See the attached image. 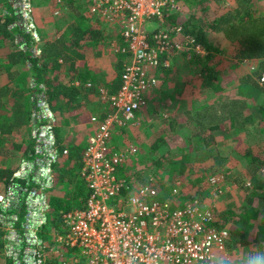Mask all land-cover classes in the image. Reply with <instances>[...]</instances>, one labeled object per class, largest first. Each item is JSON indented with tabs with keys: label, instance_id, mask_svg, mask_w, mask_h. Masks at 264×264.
<instances>
[{
	"label": "built area",
	"instance_id": "obj_1",
	"mask_svg": "<svg viewBox=\"0 0 264 264\" xmlns=\"http://www.w3.org/2000/svg\"><path fill=\"white\" fill-rule=\"evenodd\" d=\"M83 1L89 14L118 28L125 44L122 53H129L119 91L109 95L99 89L109 112L101 119L91 118L94 132L86 140L80 171L90 191L86 209L63 216L66 232L51 239L60 248L48 244L42 233L50 221L48 190L54 185L55 167L67 157L68 149L57 145L55 114L50 111L46 88L33 83L32 144L0 188L2 264H222L214 255L228 256L230 229L218 223L214 206H202L197 200L181 203V196H175L180 182L170 184V197L162 199L155 174L127 184L117 171L137 157L136 149L111 144L118 128L133 122L146 104L143 94L157 85L158 69L170 68L174 57L182 53L204 54L180 25L169 24L172 15L183 14L180 0ZM8 2L15 19L8 29L19 28L23 34L15 36L17 48L38 60L41 45L30 0ZM218 181L210 180L214 197L220 193ZM32 184L36 187L26 194L25 186ZM261 253L264 242L248 258H259Z\"/></svg>",
	"mask_w": 264,
	"mask_h": 264
},
{
	"label": "trees",
	"instance_id": "obj_2",
	"mask_svg": "<svg viewBox=\"0 0 264 264\" xmlns=\"http://www.w3.org/2000/svg\"><path fill=\"white\" fill-rule=\"evenodd\" d=\"M204 1L207 2L206 5L202 0H182L183 11L187 16L185 21L180 23L176 15H172L169 19L171 26L180 25L185 36L192 38L204 51V55L191 52L190 59L198 62L201 85L198 90H190L189 93H185L184 104L194 99L185 113L186 116L176 112L174 116L168 118L165 123L167 130L156 134L152 144L153 153L159 157L158 149L162 145H171L181 133L180 143L171 145L179 151L178 156L176 155L177 162L172 164L174 170L170 174L175 178V181H179V178L183 181L193 178V162L195 160L192 157L199 150H203L213 143L211 135L213 131L236 132L238 133L236 140L241 143L243 141L241 134L244 135V131L252 126L255 128L258 126V122L264 121V102L258 104L256 100V96H264V82H260L264 75V0H229L228 6L224 10L218 7L215 2ZM5 14V20L2 19L3 22L0 20V42H11L15 36L23 34L19 28L8 29L15 20L12 15V5L8 0L5 4ZM77 20L68 25L58 39L42 43L40 61L35 58L31 59V53L22 52L17 47L11 50L13 49L12 45L8 48L11 51L7 50L5 55L0 57V75L5 74L8 82L15 86L13 90L0 89V111L8 110V105L18 97L24 96L28 98L26 100H29L28 91L31 88L27 83H29V79H32L33 83L46 88L47 102L54 112L57 110L66 114L71 113L75 118L77 117L78 122L86 123L89 126L93 116L100 119L105 117L110 110L106 103L100 104L101 108H106L100 114H97L100 110L83 112L85 110L80 106L79 99L81 95H84L82 91L86 89L87 83L90 84V87L94 84L95 91L103 88L107 94L115 95L122 85V72L129 53H120L116 56L110 76L105 79V82H101L99 74L88 67L90 57L86 54V47L90 44L99 45L103 35L97 31L96 18L93 16H82ZM211 34L218 37L215 38L213 45L208 43V35ZM26 36L27 42H31V37L28 34ZM222 37L228 42L227 44L224 41L225 47L232 48V54L238 57L239 62L254 59L256 66L252 69L249 68L247 72L233 70L229 72V75L224 76L225 78H221L216 60L219 58L218 55L222 54L220 52ZM81 42L86 44L80 45ZM122 46L125 47V44ZM28 58L31 59L32 66L29 72L26 70ZM158 71V76L165 79L169 77L171 69H158L156 73ZM20 85H27L25 91ZM182 89L181 86H177L175 91L179 93ZM242 89L244 90L243 94ZM34 93L35 91H33ZM3 96L7 97L5 102L2 101ZM204 100L208 102H204ZM30 103L32 106L30 111L21 106L12 111L13 120L10 124L13 128L31 127L32 114L36 105L34 100ZM254 112H258V114L254 116ZM258 117L259 120H257ZM5 123L2 124L3 127ZM57 123L58 117L55 116V124L57 125ZM262 126L264 129V123ZM54 129L58 147L68 149V155L62 162V169L57 171V177L54 178L52 188L54 195L49 199L50 215H52L49 223L59 229L64 226L63 216L65 214L74 210L86 209L90 191L79 176L81 157L85 146L82 147L74 143L65 144L58 135V126ZM180 145L183 146L182 148L189 146V152L187 154L181 152ZM252 153L249 150L244 153L247 179L241 177L238 181L239 188L246 193L248 208L242 212L228 211L224 216H220V221H218L222 226H227L229 223L231 233L236 231L240 242H244L243 244H246L247 235H255L252 234V231L260 233V238L264 239V176H261L263 180L257 182V177L258 175L260 177L262 170L264 173V157ZM160 157L159 159H161ZM155 164L157 168L163 167L158 162H154ZM126 165L119 168L118 175L127 184L140 180L138 175L132 178L125 174L124 167ZM13 170L14 168L0 167V188L8 181ZM202 181H204L203 178H196L195 186L197 183L200 186ZM167 183L159 182L156 185L162 199L170 197V188L167 187ZM199 193L200 190H197L195 196L187 198L181 196L183 199L181 203L189 200H197L201 203ZM254 200L256 203L260 202L261 210L255 205L249 206ZM239 217L244 222L241 231L234 226ZM218 218L217 220H219ZM258 226L260 227L258 228Z\"/></svg>",
	"mask_w": 264,
	"mask_h": 264
},
{
	"label": "rangeland",
	"instance_id": "obj_3",
	"mask_svg": "<svg viewBox=\"0 0 264 264\" xmlns=\"http://www.w3.org/2000/svg\"><path fill=\"white\" fill-rule=\"evenodd\" d=\"M202 1L205 2L204 5L207 4L206 1ZM207 1L215 2L218 7H220L221 9L223 8L222 10H224L229 3V0ZM6 2L7 0H0V20L2 22V19L5 20L6 17ZM180 2H182V0H180ZM30 11L31 17L34 20L35 30L40 38V43H38L39 45H42V43H45V41H47L51 37H56L57 35L59 36L62 30H65L67 26L74 21H78L77 19L82 16L90 15L96 18L95 27L97 31L103 35V37L101 38L102 40L97 47L92 45L94 47L92 49L93 54L90 57L88 63L95 64L96 68L104 72V75L111 74L115 58L116 56H118V54L122 53V49L124 48L122 44L124 43L121 40V37L118 34V28L115 25L108 23L106 20L98 18L96 15L89 14L88 6L85 1L30 0ZM184 13L185 12L183 11V15L176 14V17L181 22L185 21V19L187 18ZM25 37L27 38L26 35ZM215 38L217 39L218 37L213 36V34L208 35V43L213 45V42L216 40ZM15 39L16 38L14 37L11 42H0V57L2 55H5L6 51L9 47H11V45L13 48L11 50L16 49L17 45L15 43ZM224 41L226 40L223 38L220 50L222 54L220 56L218 55L219 58L218 60H216L221 78L229 75V72L233 70H237V72H247L249 71V68L252 69L256 66V62L254 59L239 62L238 57H235L234 54H232V48L228 46L225 47L226 45ZM128 57L126 61L128 60ZM191 57V53H182L177 57H174V61L171 63V67L169 69H174L172 66L176 64L178 65V63L187 65L178 68L174 66V70H178V74L180 75L179 77H181L180 81L187 87L193 89L195 87V89H199L201 85V78L199 75L200 71L198 62L194 59H190ZM31 59L28 58V61L26 63V70L28 72L32 68ZM40 59L41 56L38 58V61H40ZM155 75H157V73ZM156 79L158 80V78ZM159 79H161V77H159ZM32 81V79H29V83H27L28 87L31 88V90L29 89L28 91L29 100H26L28 98H25L24 96L18 97L16 100H14V102H11V104L8 105V110L0 111V131H2L0 132V167L15 168L21 156L30 149V146L32 144V127H21L16 129L15 127L13 128L10 124L13 120L12 111H15L19 106H21L22 108L24 107L29 111L31 110L32 106L30 102L34 98L32 94L33 91L36 92ZM158 82V86L156 85L152 89L144 92L143 97L146 101V104L138 112L135 113L133 122H131L130 124H126L124 127L118 128L116 133L111 137V144L114 145V147L132 145L136 149L137 157L128 160L127 165L124 167L125 174L131 176L132 178L138 175L140 177V180H135L138 182H142L143 179L150 174H155L156 178L159 179L158 183L168 182L167 187H169L170 184H173V182L175 183L180 181L175 196H185L187 198L190 196H195L197 194V190H200V193L198 195L200 196L199 198H201L202 201L200 204L205 207L213 205L216 216L219 215L218 221H220V216H224L228 211H244L246 208H248L246 202V193L239 188L238 181L241 177L247 179V166L242 159L244 152H247L248 150L252 151V154H258L259 152V147L257 146V136L260 132L257 131V127L253 128L252 126V128L250 127L247 131H244V135L243 133L241 134L243 138V141L241 143L235 142L234 139H222L218 144H214V146L210 150L205 151L204 149L197 152L192 157V159L195 160L193 162V178L190 177L192 179L189 181H183L180 180V178H177L179 181H175V178L171 177L170 174L174 170L172 164H174V162H177L176 155L178 156L179 151L175 150V148L171 147V145L180 143V141L182 140V135H180L181 133L178 134L171 145H162L160 149H158L157 153L161 156H159L161 159H159V157L152 151V139H155L156 134H159L163 130H167V128H165V123L169 117H172L171 114H173L172 112H170L169 107H175V109H172L174 110V115L175 112H177L179 115L186 116L185 113L187 112V109L190 107L192 102H187L186 104H184L183 100H186V96L184 94L182 97V92L181 95L177 97V99L169 100L166 98L168 101L165 103L162 98L167 92L173 91V85L177 84L173 83L171 78H169V81L167 83L162 82V80H160L159 84ZM3 83H5V81L1 80L0 84ZM26 86L27 85H20V87H22L24 91ZM14 87V85H10L9 90H13ZM0 89H3V87H0ZM99 89L97 91L91 89L89 92V94L91 95L89 97L91 98V101L87 99L85 104H80V106L84 107L83 110L85 111L83 112H94L100 110L99 112H97V114H100L105 111V107H102L100 109V104H105V102H103L100 98ZM101 89L104 90L103 88ZM241 92L243 94L244 90L242 89ZM82 96L83 95H81L80 99L82 98ZM168 96L171 95L169 94ZM6 100L7 97L3 96L2 101L5 102ZM256 100L259 104L262 101L264 102V97L256 96ZM205 101L208 102L207 100H204V102ZM98 103L99 105H95ZM50 111L54 113L56 117H58V135L61 139L64 140L65 144L69 145L70 143H74L84 147L86 145L88 136L92 135L94 132L93 128L86 123L78 122L71 113L66 114L57 110H55L54 112L51 108ZM257 114L258 112H254V116ZM4 122L6 123L3 127L2 124ZM263 123L264 121L260 123V126H262ZM237 134L238 133L236 132H231L229 136H232V138H236ZM234 145H236V147L234 151H231ZM180 147V151L184 152L183 150L185 148H182L183 146L181 145ZM64 160L65 158L60 160L55 167L54 173L56 177L57 171L62 169V162ZM154 162H158L160 165H163V167L157 168L156 164L154 165ZM262 175L264 176L263 170L260 174V177L258 175L257 182L263 180V177H261ZM216 177H218L219 179L216 184V188L220 191V193L216 194V197H214V195L212 196L213 185H211L210 180ZM196 178H203L204 181H202L200 186L199 183H197L195 186ZM34 187H36L35 184H32L31 187L25 186L26 194H28L30 188L32 189ZM53 193L54 190H48L50 199L53 197ZM251 205H255L259 209L261 206L260 202L258 201L256 203L255 200L249 206ZM50 217H52V215H50ZM243 225L244 222L242 218L239 217L235 221L234 226L237 230L239 229L241 231L243 229ZM230 226L231 225L228 223L227 227H229V229ZM259 227L260 226H258V228ZM66 230L67 228H65L64 226L56 229L48 222V224L43 227L42 233H44L43 237L48 240V244H51L54 248H57L59 247V245L55 243L54 240L51 242V239L57 234H64ZM252 234L255 235H247L245 240L246 244H243L244 242H240L239 240L238 233L236 231L231 233L230 229L228 248H226L225 251L227 252L228 256L226 257V259H224V257H222L223 254L219 253V255L216 254L217 256L213 254L214 257L216 259H219L222 264H248L249 253L254 251L259 252V247L264 242V239L260 238V233L258 234L257 232L255 233L252 231ZM62 251L63 249H61L60 252L62 253ZM66 256L69 257L70 254H67ZM261 256H264V253H261ZM0 261L2 264V260Z\"/></svg>",
	"mask_w": 264,
	"mask_h": 264
},
{
	"label": "crops",
	"instance_id": "obj_4",
	"mask_svg": "<svg viewBox=\"0 0 264 264\" xmlns=\"http://www.w3.org/2000/svg\"><path fill=\"white\" fill-rule=\"evenodd\" d=\"M63 31L64 30H62L61 32H60V34H59V36L57 35L56 37H51V38H49L47 41H45V43L46 42H52V41H54V40H56V39H58L59 37H60V35L63 33ZM44 43V44H45ZM84 44H86L85 42H84ZM83 44V42H81L80 43V45H84ZM90 44V43H89ZM98 46V45H97ZM96 46V47H97ZM92 47V48H91ZM94 47L92 46V44H90V45H88L87 47H86V54H88V56L89 57H91L92 56V54H93V52H92V49H93ZM69 53H71V52H69ZM173 62V61H172ZM176 68H178V67H184V66H187V65H185V64H181V63H178V65L176 64V65H174ZM174 66H172L174 69H175V67ZM89 69H93L94 71H96L98 74H99V78H100V81L101 82H105L106 80V78L108 77V76H110V75H104V72L103 71H101L100 69H98V68H96V66H95V64H89ZM174 69H172L171 71H170V75H169V77H166L165 79H159V76H158V73H159V71L157 72V78H158V80H159V82H158V84L160 83V80H162V82H164V83H167L168 81H169V78H171L172 79V82L173 83H176L177 85H173V91H171V92H167L166 94H165V96H164V94H163V96L165 97H163L162 99L165 101V103L168 101L167 99H169V100H173V99H177V97L179 96V95H181V93H182V97H183V95L187 92V93H189V91L190 90H198V89H195V87H194V89L193 88H190V87H187L184 83H182L181 81H180V78L181 77H179L180 75L178 74V70L176 69V70H174ZM164 70V69H163ZM1 80H3V81H5V83H3V84H0V87H3V88H7V89H9V87H10V83L8 82V78H7V76L5 75V74H3V75H0V81ZM77 82L75 83V85L77 86ZM89 85V86H88ZM200 85V84H199ZM158 86V85H157ZM177 86H181L183 89L181 90V92H176L175 91V89H176V87ZM12 87V86H11ZM85 87H86V89H83V91H82V93L84 94L83 96H82V98L80 99V101H79V103L80 104H85V102H86V100L87 99H89L90 101H91V98H89L91 95L89 94V92H90V90L91 89H93V88H95V85L93 84V85H91V87H90V84H88L87 83V85H85ZM175 87V88H174ZM87 88H89V89H87ZM96 89V88H95ZM81 93V94H82ZM171 95V96H168V95ZM262 97H264V96H262ZM97 98V97H96ZM167 98V99H166ZM194 100V99H193ZM192 100V101H193ZM192 101H189V102H192ZM90 103V102H89ZM88 103V104H89ZM261 103V102H260ZM262 103H263V101H262ZM167 104H169V103H167ZM95 105H99V103L98 104H95ZM100 109H101V107H100ZM169 109H170V112H172L173 114H171L172 116H174V110H172V109H175V107L173 108H171V107H169ZM176 113V112H175ZM74 117V116H73ZM75 118V117H74ZM77 118V117H76ZM75 118V119H76ZM170 118V117H169ZM257 120H259V117H258V119ZM257 131L258 132H260L259 134H258V136H257V146L259 147V149H258V154H260L261 156H263L264 157V129H263V127L262 126H260V122H259V125L257 126ZM231 132H222V131H213L212 133H211V135H212V137H213V143H211V145H209L208 147H206V148H204L205 149V151L206 150H210L213 146H214V144H218L222 139H224V140H226V139H234L235 140V142H237V140H236V138L234 137V138H232V136L230 137L229 136V134H230ZM207 134L208 135H210V133L209 132H207ZM153 141H154V139H152V143H153ZM185 141V140H184ZM238 143V142H237ZM236 143V144H237ZM188 145H189V142H188ZM190 146V145H189ZM189 146H187V147H185V149L183 150L184 152V154H187L188 152H189ZM217 146V145H216ZM235 147H236V145H234L233 146V148L231 149V151H234V149H235ZM203 149V150H204ZM199 151H201V150H199ZM245 153V152H244ZM242 159H243V161L245 162V157H244V154H243V157H242ZM245 164H246V162H245ZM230 168V167H229ZM181 201L183 200L182 198L180 199Z\"/></svg>",
	"mask_w": 264,
	"mask_h": 264
},
{
	"label": "clouds",
	"instance_id": "obj_5",
	"mask_svg": "<svg viewBox=\"0 0 264 264\" xmlns=\"http://www.w3.org/2000/svg\"><path fill=\"white\" fill-rule=\"evenodd\" d=\"M248 264H264V256L249 260Z\"/></svg>",
	"mask_w": 264,
	"mask_h": 264
}]
</instances>
